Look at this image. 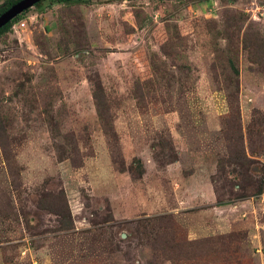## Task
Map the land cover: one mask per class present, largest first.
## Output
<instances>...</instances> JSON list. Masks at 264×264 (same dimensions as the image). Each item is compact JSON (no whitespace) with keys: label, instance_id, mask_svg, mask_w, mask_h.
I'll return each mask as SVG.
<instances>
[{"label":"rangeland","instance_id":"rangeland-1","mask_svg":"<svg viewBox=\"0 0 264 264\" xmlns=\"http://www.w3.org/2000/svg\"><path fill=\"white\" fill-rule=\"evenodd\" d=\"M73 10L81 53L66 52L63 6L48 0L0 37V264H208L211 245L238 248L224 264H264V186L258 200L235 195L241 167L228 158L233 137V149L264 163V70L241 47L238 79L214 56L226 43L216 29L234 14L245 15L242 32L264 30V0H90ZM161 25L181 28L175 63L154 40ZM155 55L174 80L137 98L134 81ZM96 80L113 105L109 124L98 119ZM49 109L70 154L51 136ZM61 195L63 229L42 207ZM190 242L202 245L191 254Z\"/></svg>","mask_w":264,"mask_h":264},{"label":"trees","instance_id":"trees-1","mask_svg":"<svg viewBox=\"0 0 264 264\" xmlns=\"http://www.w3.org/2000/svg\"><path fill=\"white\" fill-rule=\"evenodd\" d=\"M20 0H5L2 4H0V15L6 11L9 7H11L13 4L17 3ZM46 0H42L39 3H37L34 7H37L39 9L42 8L43 3ZM50 1V4H57L59 6H63V10L65 12V15L62 16L61 14V21L59 19V22L57 23V26L60 30H62L63 33H69V37H66V44H65V50H69L71 46L75 45V48L79 50V53H81L80 45L77 43V40L79 38L75 35L76 31H82L81 27L83 26V23L81 22V17L77 16L74 13V7L87 4L90 2V0H48ZM43 9L42 11H44ZM70 11V14L68 12ZM26 13V11L24 12ZM23 13V14H24ZM19 15L15 19H13L11 22L6 24L3 28L0 29V37L6 36L11 32L12 24L16 22L20 16ZM162 14V12H161ZM230 15H227L229 17ZM226 17V18H227ZM69 19L71 21L70 25L68 26L67 21L65 19ZM234 21L227 22L224 26V28H217L215 33L214 40H224L226 43L224 44V47L219 46L220 48L218 52H215V58L217 63L219 64H229L232 67L233 74L235 78L238 79V70L234 68L233 62L238 56V52L240 47L247 53V57L250 60V62L257 63L258 68L261 72V70H264V30L258 31L252 26L248 27L242 32L243 25L245 23V15L244 14H234ZM181 28H178L177 26L169 27L168 25H161V26H155L154 28V40L159 46L161 50L162 57L168 58V60L171 61V63H175L176 59L179 57L178 52V42L181 41V38L176 35L178 34V30ZM75 32H73V31ZM151 63V68L147 69L146 71L143 70L141 75L134 81L133 84V94L135 97L138 98V92L141 93V97H151L152 92L160 85L169 82L171 83L174 80L173 77V70H168L170 65L167 64V61L157 59V56H154V59ZM144 68V66H143ZM191 71V69H190ZM237 79L235 81H232L233 79L230 77L229 80L235 84H237ZM170 86V84H169ZM154 93V92H153ZM92 97L97 109L98 113V119L103 124H109L108 123V115H110V110L112 108V103L109 101V96L105 90V88L101 85L99 81H95L92 87ZM47 115V124L49 125V129L51 132V136L54 140L57 141L56 146L57 148L62 149V151L66 152L67 154H70L73 150V146L68 139V136L66 135L67 130L66 126L64 124V121L61 120L62 118L60 116H57L58 118H55L53 115H51V110H47L45 112ZM107 117V118H106ZM7 123V118L0 115V140L3 141V138L6 136V130L5 125ZM108 127H111V125H108ZM241 127H235L234 129V135L239 139V142H241L242 134H236L235 132L240 131ZM249 135L251 136V139L253 135L248 130ZM264 133L261 134V138L263 137ZM231 143H229V146L231 148V153L229 155V162L231 164H237L241 167V171L238 173H234V176L236 177V182L232 179V182L230 183V187L232 190H235V186H239L241 193H235V195H239V198H253L257 199L261 196L263 192V186H264V163L259 162L254 159H249L245 155L244 150H240L238 147V150L236 151V148L233 149V147L237 146L239 143L236 142L233 137L230 138ZM251 143V142H250ZM264 145V142L261 143V147ZM251 148L253 150L258 149L260 147H254V144L251 143ZM264 153V146L263 150L260 154ZM229 154V153H228ZM14 167H11V170H14ZM234 169V168H231ZM224 170V169H223ZM235 170V169H234ZM232 170L231 172H234ZM16 171V170H14ZM226 174V172H224ZM44 198V196H43ZM51 198V196H50ZM56 199V196H55ZM58 202V203H57ZM57 202L54 203H48L42 205L43 208L51 212L53 215H55L58 218V222L61 224V228H64V223H62L61 220L67 221L70 217L69 207L67 204V201L63 195L58 197ZM11 203H13L11 198ZM54 207L55 211L50 207ZM16 219V218H15ZM26 228L28 229L30 226L28 223L24 222ZM201 244V242H200ZM195 245L194 243L190 242L189 244V253L192 254V252L199 247V245ZM202 245V244H201ZM206 246V245H205ZM167 249H171L172 251L175 250H185V246L180 247H171L167 246ZM204 257L201 259V261H204L206 263L216 262L224 264L227 261H237L238 259V248H234L232 251H228L226 247L221 245V249L218 247L211 245L207 246L204 249ZM214 257V258H213Z\"/></svg>","mask_w":264,"mask_h":264},{"label":"water","instance_id":"water-1","mask_svg":"<svg viewBox=\"0 0 264 264\" xmlns=\"http://www.w3.org/2000/svg\"><path fill=\"white\" fill-rule=\"evenodd\" d=\"M42 0H20L0 15V29Z\"/></svg>","mask_w":264,"mask_h":264},{"label":"built area","instance_id":"built-area-1","mask_svg":"<svg viewBox=\"0 0 264 264\" xmlns=\"http://www.w3.org/2000/svg\"><path fill=\"white\" fill-rule=\"evenodd\" d=\"M20 26H21V27H24V23H22Z\"/></svg>","mask_w":264,"mask_h":264}]
</instances>
